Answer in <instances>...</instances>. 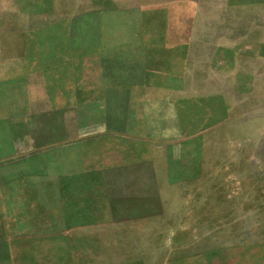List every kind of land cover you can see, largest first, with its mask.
<instances>
[{
    "label": "rangeland",
    "instance_id": "374dc122",
    "mask_svg": "<svg viewBox=\"0 0 264 264\" xmlns=\"http://www.w3.org/2000/svg\"><path fill=\"white\" fill-rule=\"evenodd\" d=\"M12 137L0 264H264V0H0Z\"/></svg>",
    "mask_w": 264,
    "mask_h": 264
},
{
    "label": "crops",
    "instance_id": "0c3cea01",
    "mask_svg": "<svg viewBox=\"0 0 264 264\" xmlns=\"http://www.w3.org/2000/svg\"><path fill=\"white\" fill-rule=\"evenodd\" d=\"M122 84L124 85V88L125 89H129L130 87H132V82L128 81V80H122ZM118 134V133H117ZM139 133L137 132H133L131 130H127L125 132H123L122 134H118L119 136H123V137H127V138H133L135 140V135H137ZM90 137H93V136H90ZM100 136H98L99 138ZM14 138L16 137H12V138H9V140H11V144L8 146L5 147L4 149V154H5V159L4 161H0L1 162H4V163H11V164H14V163H18L20 161V158L24 157L23 155L20 156V154H22V152L20 151V149L18 148L19 146L17 145V142L16 140H14ZM94 138V137H93ZM101 138V137H100ZM17 139V138H16ZM86 138H79V139H76L74 141H85ZM88 139V138H87ZM138 141H141L140 139H137ZM149 139L147 138V141ZM137 156H139V153L136 154ZM11 157V158H10ZM10 158V159H9ZM2 158H0L1 160ZM149 166H152L149 164ZM117 170H119L120 172H136V171H139L141 170V163L139 161H136L135 160V157L132 159V161L130 163H127V164H120L119 166H117ZM16 180V179H15ZM22 244H11V246H21Z\"/></svg>",
    "mask_w": 264,
    "mask_h": 264
}]
</instances>
